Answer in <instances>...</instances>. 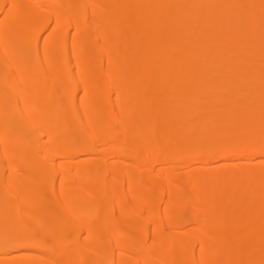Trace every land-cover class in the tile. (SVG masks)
Wrapping results in <instances>:
<instances>
[{"label": "bare ground", "instance_id": "6f19581e", "mask_svg": "<svg viewBox=\"0 0 264 264\" xmlns=\"http://www.w3.org/2000/svg\"><path fill=\"white\" fill-rule=\"evenodd\" d=\"M0 264H264V0H0Z\"/></svg>", "mask_w": 264, "mask_h": 264}]
</instances>
